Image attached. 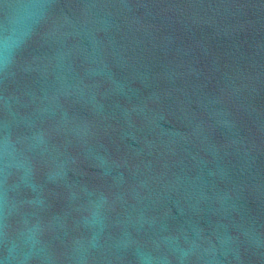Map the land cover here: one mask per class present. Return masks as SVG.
<instances>
[{
	"label": "water",
	"instance_id": "water-1",
	"mask_svg": "<svg viewBox=\"0 0 264 264\" xmlns=\"http://www.w3.org/2000/svg\"><path fill=\"white\" fill-rule=\"evenodd\" d=\"M0 264H264V0H0Z\"/></svg>",
	"mask_w": 264,
	"mask_h": 264
}]
</instances>
